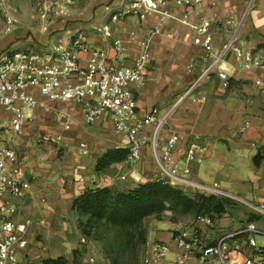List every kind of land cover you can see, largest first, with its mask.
I'll return each instance as SVG.
<instances>
[{
  "label": "crops",
  "instance_id": "crops-1",
  "mask_svg": "<svg viewBox=\"0 0 264 264\" xmlns=\"http://www.w3.org/2000/svg\"><path fill=\"white\" fill-rule=\"evenodd\" d=\"M228 1L179 4L172 0L163 11L145 21L132 17L111 23L110 39L96 34L91 27L87 29L92 32L87 41L107 50L109 58L116 60L114 65L120 62L132 66L142 52L141 43L148 42L149 61L143 70L146 81L141 87H133V92L140 117L153 110L169 114L168 126L156 139L158 156L171 136L179 135L182 140L173 151V160L180 169L190 170L187 180L194 186L216 185L234 202L221 215L186 214L173 222L171 212H165L160 220L152 218L145 224L147 242L139 264H144L143 259L156 242L170 246L169 254L158 264H173L182 253L174 238L193 230L198 231L206 246L229 236L225 246L233 259H240L252 248L247 236L237 233L252 222L259 228L264 226V215L257 212L264 211V94L254 85L257 77L264 78V70L248 71L243 67L248 55L264 61V0L254 2L240 26L229 13L233 10L238 14L247 0ZM39 34L31 36L23 28L0 37V54L8 48L47 46L49 40ZM234 37V46L213 66L212 56L221 53ZM113 39H119L125 48L118 56L111 46ZM206 44L211 46L212 55ZM80 65L85 66L84 59ZM221 69L230 78L228 90L222 88L217 75ZM10 119V113L0 112V123ZM68 124L70 129L65 130ZM242 128L245 130L241 131ZM58 134L62 139L56 143L40 139ZM146 134L151 136L152 128ZM191 142L206 148L205 153L196 155L200 163H185V151ZM10 144L21 157L24 179L31 183L24 198L13 200L18 207L16 223L25 226L23 236L27 241L26 248L18 253L21 264H52L50 261L58 258L65 260L60 264H70L72 252V264H76L77 254L81 264L89 257L106 264L93 254L89 240L86 246L79 244L82 235L70 221L73 201L87 189L125 192L139 184L162 180L187 195L202 194L194 186L177 185L174 179L166 177L151 145L141 149V157L134 163L126 158L97 171L98 160L108 150L128 149V139L115 131L110 114L86 125L82 109L76 104L50 103L49 108L35 110L33 119L24 124L22 133ZM257 155L260 159L255 164ZM203 216H210L212 225L198 220ZM256 242L264 249V237H256ZM186 264L219 261L215 257L205 262L191 258Z\"/></svg>",
  "mask_w": 264,
  "mask_h": 264
},
{
  "label": "built area",
  "instance_id": "built-area-1",
  "mask_svg": "<svg viewBox=\"0 0 264 264\" xmlns=\"http://www.w3.org/2000/svg\"><path fill=\"white\" fill-rule=\"evenodd\" d=\"M7 1L10 3V0H0V37L13 34L19 25L13 14L14 8L8 6ZM28 1L35 16L45 25L44 32L40 34L46 36L50 44L36 50L8 48L0 54V112L11 114L9 121L0 123V264H21L18 253L27 246L23 236L25 226L16 223L18 207L13 200L24 198L31 183L24 179L21 157L10 143L22 133L24 124L33 119L34 111L49 108L50 103L79 105L86 125H93L103 115L110 114L115 131L128 139V161L134 163L139 160L141 149L151 145L158 165L166 177L174 179L177 185L194 186L187 180L190 170L180 169L173 160V151L182 140L179 135L173 134L161 149V156H158L156 139L160 131L168 126L169 114H160L158 110H153L145 117H140L137 110L133 87H141L146 81L143 70L149 61L148 42L141 43L142 52L134 59L132 66L120 62L114 65L116 60L109 58L107 50L96 48L87 41L92 32L77 28V22L69 17L70 12L82 4L83 0ZM171 1L103 0L98 6L104 7L105 12L112 10L109 13L110 21L117 23L132 17L145 21L163 11ZM200 1L177 0L179 4H199ZM60 23L64 27H59ZM70 23L74 24L72 28L67 26ZM110 26H91V29L105 39H110ZM235 42L234 37L221 53L212 56L213 66L218 65ZM111 46L116 56L125 50L119 39H113ZM205 48L212 55L211 46L206 44ZM82 59L85 62L84 67L80 65ZM243 67L248 71L264 70V61L261 57L248 55ZM217 75L222 88L228 90L230 78L226 71L221 69ZM254 85L264 94L263 77H257ZM148 128H152L151 136L146 134ZM64 129L69 130L70 125H66ZM244 130L245 128L241 129ZM40 139L56 143L61 141L62 136L44 135ZM205 151V146L196 142L189 143L185 151V163H200L201 159L196 155ZM179 173L183 177H178ZM194 188L205 195L232 198L219 191L216 185L211 188ZM257 212L264 215L263 210ZM198 220L212 225L210 217H198ZM237 234L247 236L248 244L252 248L248 255H242L240 259H233L225 246L229 236L219 239L212 246H206L197 230L181 232L174 238V242L182 253L175 258L173 264H186L191 258L205 262L210 257L217 258L219 264H264V249L256 242V237H264V230L252 222ZM88 240L83 237L81 244L86 246ZM169 252L168 244L153 243L143 262L158 264ZM83 264L99 263L96 258L89 257Z\"/></svg>",
  "mask_w": 264,
  "mask_h": 264
},
{
  "label": "trees",
  "instance_id": "trees-1",
  "mask_svg": "<svg viewBox=\"0 0 264 264\" xmlns=\"http://www.w3.org/2000/svg\"><path fill=\"white\" fill-rule=\"evenodd\" d=\"M58 26L64 27V24L60 23ZM128 154V149L108 150L98 160L97 171L106 165L124 161ZM259 159L260 156L257 155L254 160L255 164L259 163ZM110 195H116L114 198L116 205L114 206L119 207L121 211L119 215L116 213L118 217L113 221L114 224L118 227H128L130 230L125 234L127 239L124 242L123 252L130 254L136 260L147 242V230L143 227L145 218L157 214L155 218L160 220L164 216L163 213L171 212L170 220L176 222L179 217L186 214L202 216L214 213L221 215L226 212V208L230 205V202L224 199L206 197L202 194L187 195L182 189L162 180H157L139 184L136 188L125 192L114 193L113 189L110 188L87 189L73 201L72 209L80 210L83 213H88L91 210L100 212V218H103V212L108 206L107 197ZM88 235L90 232L84 233V236L90 239ZM137 251H139V255ZM62 262H65L63 258L50 261L52 264Z\"/></svg>",
  "mask_w": 264,
  "mask_h": 264
},
{
  "label": "rangeland",
  "instance_id": "rangeland-1",
  "mask_svg": "<svg viewBox=\"0 0 264 264\" xmlns=\"http://www.w3.org/2000/svg\"><path fill=\"white\" fill-rule=\"evenodd\" d=\"M103 0H83L82 4L78 5L70 12L69 17L72 21L77 22V28L89 29L91 26L100 27L101 25L111 24L110 21V12H105V8L98 6V4ZM215 1V0H214ZM226 3H230L228 0H225ZM256 0H247L246 3L240 8V12L237 14L233 10L230 11L229 15L232 18L236 19L238 26L245 21L254 5ZM260 0H257V3ZM8 6L13 7V14L18 20V26L15 32L19 29H26L29 31V35L38 34L44 32L45 25L42 24L38 18L33 13L31 8V3L28 0H10V3L7 1ZM70 28L74 26L73 23H70ZM113 24V23H112ZM40 35V34H39ZM50 44V43H49ZM42 46V45H41ZM21 50H36L38 47L31 45L30 47H22ZM113 192L118 191L113 189ZM116 195H110L107 197L108 206L105 209L104 217L100 218V212H93L91 210L88 213H83L80 210L72 209L70 221L74 224V227L82 235L81 239L84 236V233L90 232L89 245L92 249V252L102 263L106 264H139L140 256L138 259H134L128 253H124V242L127 239V234L130 230L128 227H118L114 224V220L117 219L116 213L119 215L121 211L119 207L114 205V198ZM206 197H213L215 199H224L232 205H234L233 200L228 197H221L215 195H209ZM109 214H111L109 216ZM115 214V216H114ZM157 215V214H156ZM156 215L149 216L144 219L143 227L148 221H151L152 218H155ZM164 215V213H163ZM255 219H262L260 217L254 216ZM260 228L264 229V226L260 225ZM134 233V231H131ZM81 239L79 244H81ZM260 242V240H259ZM83 246V245H82ZM139 249V248H138ZM85 250V247H83ZM139 255V251H137ZM141 254V253H140ZM79 254L75 257V263L81 264L79 260ZM73 252L72 256H69L70 264L73 263Z\"/></svg>",
  "mask_w": 264,
  "mask_h": 264
}]
</instances>
